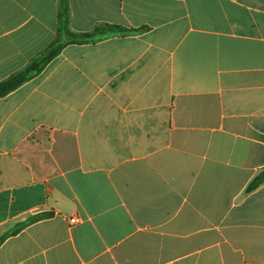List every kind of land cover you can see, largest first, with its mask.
Wrapping results in <instances>:
<instances>
[{
	"label": "crops",
	"instance_id": "0c3cea01",
	"mask_svg": "<svg viewBox=\"0 0 264 264\" xmlns=\"http://www.w3.org/2000/svg\"><path fill=\"white\" fill-rule=\"evenodd\" d=\"M59 4L0 0V81L54 39ZM67 6L73 31H130L0 97V264H264V182L245 192L264 169V0Z\"/></svg>",
	"mask_w": 264,
	"mask_h": 264
},
{
	"label": "trees",
	"instance_id": "16d2710c",
	"mask_svg": "<svg viewBox=\"0 0 264 264\" xmlns=\"http://www.w3.org/2000/svg\"><path fill=\"white\" fill-rule=\"evenodd\" d=\"M130 30L116 24H100L90 32H76L69 27V12L67 0H60L58 10V25L54 39L20 70L10 74L0 81V97L16 89L25 81L36 76L62 48L71 43H86L93 41L105 34ZM264 182V169L255 174L245 187V192H250ZM49 213H36L25 220L17 222L5 235L16 233L22 226L45 217Z\"/></svg>",
	"mask_w": 264,
	"mask_h": 264
},
{
	"label": "built area",
	"instance_id": "2783aa9c",
	"mask_svg": "<svg viewBox=\"0 0 264 264\" xmlns=\"http://www.w3.org/2000/svg\"><path fill=\"white\" fill-rule=\"evenodd\" d=\"M70 223H76L79 221V218L77 216H71L69 218Z\"/></svg>",
	"mask_w": 264,
	"mask_h": 264
}]
</instances>
